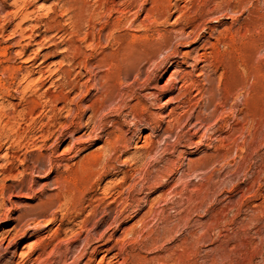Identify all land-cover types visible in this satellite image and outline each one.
I'll return each mask as SVG.
<instances>
[{"label": "rangeland", "instance_id": "1", "mask_svg": "<svg viewBox=\"0 0 264 264\" xmlns=\"http://www.w3.org/2000/svg\"><path fill=\"white\" fill-rule=\"evenodd\" d=\"M131 1L0 0V264H264V0Z\"/></svg>", "mask_w": 264, "mask_h": 264}, {"label": "bare ground", "instance_id": "2", "mask_svg": "<svg viewBox=\"0 0 264 264\" xmlns=\"http://www.w3.org/2000/svg\"><path fill=\"white\" fill-rule=\"evenodd\" d=\"M21 1V0H20ZM113 1V0H112ZM145 2L143 3L142 2V4L141 5H138V2H137V0H132L130 3H128V4H126L125 5V8L122 10V11H120V12H122L121 14H125V13H129L130 11H132L133 9H137L138 8V10H137V12L135 13L136 15H138L139 13H141V12H143L144 10H145V6L148 4V3H150L152 6H151V8L147 11L148 12V16L150 17H158V18H161V17H164L166 20L165 21H167L168 20V18H170L172 15H174L175 13H178L179 14V18H178V21H177V23L179 22V20L181 21L182 19H185L186 17H187V15L186 14H184L182 11V9L179 7V5L178 4H176L175 3V5H173V6H171V7H167V8H165V11L163 10L164 8H162V3H161V0H144ZM25 3V2H24ZM23 3V4H24ZM112 3V2H111ZM93 4V3H92ZM110 4V3H109ZM24 6H25V4H24ZM108 6V5H107ZM172 8H174V11H172ZM109 9V11H110V7L108 8ZM113 9V8H112ZM195 10V9H194ZM102 11V10H101ZM117 12H118V10H117ZM119 12V13H120ZM25 16H27V13H26V15ZM124 17V16H123ZM136 17V16H135ZM122 18V17H121ZM189 17H187V19H188ZM135 19V18H134ZM147 19V18H146ZM199 20V19H198ZM186 21V20H185ZM155 22V21H154ZM158 22V21H157ZM176 23V24H177ZM128 25V24H127ZM21 26V25H20ZM33 31V30H32ZM149 31V30H148ZM186 32V31H185ZM185 32H184V29L182 30V32H181V35H185ZM101 33V32H100ZM153 33H156V32H153ZM193 33H194V31H193ZM193 33H189V34H187L188 36H190V35H192ZM179 34V33H178ZM166 35V34H165ZM196 35V34H195ZM143 36L144 37H146V38H148L149 36H148V34L147 33H145V34H143ZM150 36H152V35H150ZM158 36H159V38H161L162 39V35L159 33L158 34ZM141 37V36H140ZM164 37H166V36H164ZM145 38V39H146ZM194 39V38H193ZM182 42V41H181ZM144 45V44H143ZM172 46V45H171ZM119 47V46H118ZM146 50V49H145ZM119 55V54H118ZM117 55V56H118ZM172 57V56H171ZM157 58V57H156ZM158 58H159V56H158ZM165 58V57H164ZM120 59V58H119ZM115 60V59H114ZM125 60V59H124ZM128 60H130V59H127V61ZM111 61V60H110ZM123 61V60H122ZM150 61V60H149ZM156 61V60H155ZM114 62H116V61H114ZM113 62V63H114ZM118 62V61H117ZM126 62V61H125ZM128 62H130V61H128ZM115 64H117V63H115ZM126 64V63H125ZM125 64L123 65V66H125ZM128 64V63H127ZM120 65V64H119ZM136 65H137V63H136ZM111 66V65H110ZM115 66V65H114ZM114 66L112 67V68H114ZM117 66V65H116ZM117 67H119L120 68V66H117ZM122 67V66H121ZM135 67V66H134ZM10 68H12V67H10ZM116 68V67H115ZM123 68H125V67H123ZM110 70V69H109ZM112 70V69H111ZM110 70V71H111ZM113 71V70H112ZM120 72V71H119ZM110 73V72H109ZM118 73V72H117ZM132 73V72H131ZM25 74V73H24ZM121 75V74H120ZM92 77V76H91ZM105 80V79H104ZM112 80V79H111ZM120 80V79H119ZM122 80V79H121ZM32 81V80H31ZM123 81V80H122ZM106 82V81H105ZM102 84H104V83H102ZM33 85V84H32ZM41 86V85H40ZM38 87V86H37ZM94 87V86H93ZM223 87V86H222ZM104 88V87H103ZM96 89V88H95ZM8 90V89H7ZM64 90V89H63ZM5 91V90H4ZM10 92V91H9ZM23 93V92H22ZM104 94L105 95H103V100H101V101H107V99H108V96L110 95V92L109 91H107L106 89L104 90ZM24 95V94H23ZM39 96V95H38ZM99 96V95H98ZM61 97V96H60ZM102 98V97H101ZM55 99V98H54ZM100 101V100H99ZM40 102V101H39ZM106 104V103H105ZM95 105V104H94ZM97 106V105H96ZM101 106V105H100ZM91 108H93V106L91 107ZM103 108V107H102ZM98 109V108H97ZM97 109H96V111H97ZM101 109V108H100ZM94 110V109H93ZM136 110V109H135ZM27 111V110H26ZM32 111V110H31ZM43 111V110H42ZM133 111V110H132ZM70 112V111H69ZM143 112V111H142ZM24 113V112H23ZM35 113V112H34ZM93 114V113H92ZM98 114V113H97ZM94 115V114H93ZM32 118V117H31ZM248 118V117H247ZM23 119V118H22ZM142 119V118H141ZM35 120V119H34ZM30 121V120H29ZM26 122V121H25ZM11 126V125H10ZM36 127V126H35ZM68 129V128H67ZM94 131V130H93ZM20 133V132H19ZM12 135V134H11ZM6 136V135H5ZM44 137V136H43ZM132 138V137H131ZM34 141V140H33ZM21 143V142H20ZM33 143V142H32ZM34 144V143H33ZM126 144V143H125ZM17 146H19V145H17ZM21 146V145H20ZM4 147V146H3ZM39 147V146H38ZM123 147V146H122ZM7 148V147H6ZM20 148V147H19ZM25 148V147H24ZM118 148V147H117ZM38 149V148H37ZM1 150V149H0ZM18 151V150H17ZM5 156V155H4ZM11 156V155H10ZM8 158V157H7ZM19 159V158H18ZM8 160V159H7ZM17 161V160H16ZM10 163V162H9ZM11 164V163H10ZM7 166V165H6ZM16 169V168H15ZM133 188V187H132ZM94 201V200H93ZM259 234V233H258ZM259 242V241H258ZM88 247V246H87ZM253 247V246H252ZM262 248V247H261ZM85 250V249H84ZM260 252V251H259ZM85 256V255H84ZM76 257V256H75ZM249 260V259H248ZM255 262V261H254ZM115 263V262H114Z\"/></svg>", "mask_w": 264, "mask_h": 264}]
</instances>
